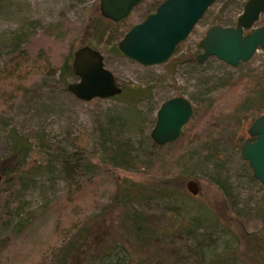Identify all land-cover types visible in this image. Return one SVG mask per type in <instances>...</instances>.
<instances>
[{"label": "rangeland", "instance_id": "1", "mask_svg": "<svg viewBox=\"0 0 264 264\" xmlns=\"http://www.w3.org/2000/svg\"><path fill=\"white\" fill-rule=\"evenodd\" d=\"M159 1L136 4L99 48L118 83L150 84L146 96L132 104L112 96L78 99L65 88L77 77L62 80L58 75L56 67L83 24L84 7L99 12L98 0H0V68L16 44L26 47L24 70L28 68L22 73L24 91L13 99L0 97V156L9 151L11 129L31 143L17 177L0 184V241L10 237L16 222L24 226L6 240L0 264H47L48 249L73 232L72 218L88 224L98 219L99 231L119 232L120 208L96 216L111 207L116 182H134L135 190L143 189L133 205L151 228L165 233L151 246L147 261L142 259L146 250L135 248L128 264H172V245L177 264H264V186L250 177L239 156L255 116L251 107L259 105L257 91L264 85V49L236 66L213 55L201 62L191 59L205 29L216 22L232 23L244 1L214 0L166 61L141 65L120 54L117 40ZM263 21L264 14L255 25ZM43 62L54 68L53 74L40 70ZM233 81L237 84L231 85ZM0 88L10 95L11 87L2 80ZM176 94L191 101L193 112L175 140L157 144L148 135L155 110ZM208 103L213 117L197 123V109ZM263 111L264 106L258 112ZM216 122L226 127L210 134L208 126ZM190 123L195 127L188 129ZM107 126L111 138L128 141L137 170L105 163L109 141L102 129ZM61 149L80 158L73 175L62 169ZM189 178L197 182L195 194L185 187ZM74 181L82 188L70 217L71 204L64 197ZM239 224L252 232L257 245L251 237L235 240Z\"/></svg>", "mask_w": 264, "mask_h": 264}, {"label": "water", "instance_id": "2", "mask_svg": "<svg viewBox=\"0 0 264 264\" xmlns=\"http://www.w3.org/2000/svg\"><path fill=\"white\" fill-rule=\"evenodd\" d=\"M141 1L98 0V9L103 17L118 22ZM213 1L160 0L152 11L124 31L116 48L120 54L141 65L162 63ZM263 10L264 0H245L235 25H209L197 41L200 50L194 59L201 62L213 55L232 66L248 60L256 47H264V24L246 34H242V28L250 27ZM70 67L77 79L66 82L65 88L78 99L110 97L121 90L113 73L104 66L100 50L88 44L73 49ZM192 112V103L184 95L163 99L155 110L154 122L148 132L150 139L157 144L175 140ZM246 133L239 146V156L246 160L253 178L264 186V111L253 117ZM185 187L191 194L198 190L197 182L192 178L185 181Z\"/></svg>", "mask_w": 264, "mask_h": 264}, {"label": "trees", "instance_id": "3", "mask_svg": "<svg viewBox=\"0 0 264 264\" xmlns=\"http://www.w3.org/2000/svg\"><path fill=\"white\" fill-rule=\"evenodd\" d=\"M116 30L117 22L103 17L97 10L84 7L83 24L81 29L74 36L75 44L72 47L70 46V49L56 67L59 77L62 80H65L67 76L74 75L70 67V60L74 48L82 44H88L93 48L99 49ZM18 45L19 44H16L14 48L15 53L10 56L0 68V80L11 87L10 95L5 94V92H0V97L5 99L6 97H8L7 99H13L16 96V92L19 94L24 91V83L21 79L24 77L22 76V73L26 72L28 69L24 70L27 67V53L26 47H18ZM190 58L194 60L193 55H191ZM178 59L181 60L180 58ZM39 67L40 70L45 73L53 74L54 68L51 67L48 62H43ZM242 79L244 78H240V80ZM235 83L237 84L236 81H233L231 85H234ZM118 84L121 87V90L118 94L113 95L112 97L120 98L132 104L145 97L146 93L150 90V84L147 83L137 84L128 81H121ZM257 93L259 97V105H253L251 107V109L254 110L255 116L259 113V109L264 106V85L259 88ZM9 105L10 103H7V106ZM197 113V123L202 121L205 117H213L214 114L209 103L197 109ZM216 123L217 124L215 125L212 124L208 126V132L210 134H216L218 131L224 129L227 121L226 124L222 122ZM192 126H194V124L190 123L186 127L191 129ZM107 127L108 128L104 127L102 129L103 134L107 133L105 138L109 141L106 148L107 160H105V163L123 168L135 167L137 170L139 168V162L136 160L135 155L131 153V146L128 141L111 138L108 133L109 126ZM8 138L9 151L5 155L0 156V184L17 177L19 174V165L31 147L30 141L25 136L16 133L14 129L8 131ZM122 142L125 145H123ZM59 152V161L61 162L63 171L67 175H73L75 170H78V167L80 166V158L70 153H65L62 149ZM83 165L87 166L85 164ZM250 177L252 178L251 174ZM76 182L77 181H74V188L72 190H67L64 197V199L70 201L71 204L69 213L70 217L75 215L73 208L75 206L74 202H76V198L81 191L80 188H82L80 184H76ZM135 184L136 183L134 182H130L124 185L123 183L116 182L114 195L110 203L111 207L107 205V209L104 208L96 212V216H103L104 210L112 211L113 209L110 208H120L121 214L119 225L121 226L119 227L121 229L119 232L114 231L109 235V231L107 230L99 231V229L95 228V226H98V219H95L93 220L94 222L92 221L88 224L84 220L79 223V220L72 218L70 224L73 226V232H71L66 238H62L55 248L48 249V252H46L48 260L47 264H128L131 259L130 250H135V248L146 250V254L142 259L146 260L150 255L152 256V250L150 249L151 246L156 244L159 240L160 234V237H162L165 233L163 234L161 231L151 228L147 223L146 215L136 209L133 205V200L140 196L141 193H144L143 189L140 191L135 190ZM145 184H143V186ZM160 188L161 190H158V192L163 191L162 187ZM153 191H156V187H153ZM238 226L239 233L234 235L235 240L238 242V239L243 238L244 236V238L251 237L249 239H252L253 241L256 240L254 243L257 245L258 241L256 237H253L252 232H247L240 224ZM23 227V222H16L10 232V237L8 236L9 238L7 237L5 240L0 241H5V243L3 242V244L0 245V250L3 245L7 244L10 238L16 236L17 232L22 231ZM7 239L8 241H6ZM176 249L177 247L173 245L170 248V252H172L174 257L171 259L172 264H177L176 258L178 257V252ZM259 249L263 250V244H261ZM141 261L140 257H138L137 262L140 263ZM156 262H158V260Z\"/></svg>", "mask_w": 264, "mask_h": 264}, {"label": "flooded vegetation", "instance_id": "4", "mask_svg": "<svg viewBox=\"0 0 264 264\" xmlns=\"http://www.w3.org/2000/svg\"><path fill=\"white\" fill-rule=\"evenodd\" d=\"M244 1H245V0H244ZM244 1H243V3H244ZM243 3H242V7H243ZM242 7H241V10H242ZM153 9H154V8H153ZM241 10H240V12H241ZM151 11H152V10H151ZM240 12H239V13H240ZM239 13H238V14H239ZM238 14L236 15V17H235V19H234V21H233L232 23H225V24L218 23V22H216V23L221 24V25H231V26H233V25H235V23H236V18H237V16H238ZM263 14H264V10L258 14L257 19L251 24L250 27H248V28H242V34H246V33L250 32L251 30H253L254 28H256L257 26H260V25L264 24V21H263L262 23L255 25V23H256L257 21H259L260 18L263 16ZM145 15H146V14H145ZM120 21H121V20H120ZM213 24H214V23H213ZM258 48H260V49H264V47H260V46H258V47H256L255 50L253 51L252 55L254 54V52H255ZM196 53H197V52H196ZM196 53H195V54H196ZM195 54H194V55H195ZM252 55H251V56H252ZM251 56H250V57H251ZM250 57H249V58H250ZM251 138H252V137H251Z\"/></svg>", "mask_w": 264, "mask_h": 264}]
</instances>
